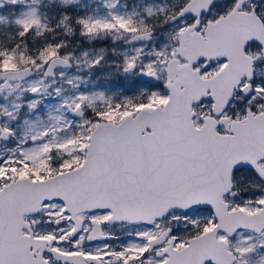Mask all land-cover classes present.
<instances>
[{"label":"snow or ice","instance_id":"snow-or-ice-1","mask_svg":"<svg viewBox=\"0 0 264 264\" xmlns=\"http://www.w3.org/2000/svg\"><path fill=\"white\" fill-rule=\"evenodd\" d=\"M98 3L0 0V264H264V0Z\"/></svg>","mask_w":264,"mask_h":264},{"label":"rangeland","instance_id":"rangeland-1","mask_svg":"<svg viewBox=\"0 0 264 264\" xmlns=\"http://www.w3.org/2000/svg\"><path fill=\"white\" fill-rule=\"evenodd\" d=\"M160 2H163V0H160ZM43 3L44 5H46V7H43L42 11L47 12L49 14V17H51L50 11L52 9H54L55 15H58L60 13L58 8L62 7L61 0H43ZM86 4H89V8H90L86 12L91 11L95 13L96 9L99 7L98 0H80V4L76 5L75 7L80 9ZM134 4H135V0H129V10H131ZM5 11L7 12V9ZM100 11L102 12L103 10L100 9ZM10 25H11L10 23L7 24L6 28H9ZM1 26L2 25H0V27ZM3 29H5V27H3ZM88 86L94 90L105 91L107 94L117 92L119 88V85L116 82H114V80H103L97 83H93L92 80H90Z\"/></svg>","mask_w":264,"mask_h":264},{"label":"trees","instance_id":"trees-1","mask_svg":"<svg viewBox=\"0 0 264 264\" xmlns=\"http://www.w3.org/2000/svg\"><path fill=\"white\" fill-rule=\"evenodd\" d=\"M90 8H89V4H86L85 6H83V7H81L80 9H79V11H81V12H86V11H88ZM58 10H60L59 12H61L62 11V7L61 8H59ZM5 25H2L1 27H0V41H4V42H6L7 41V34L9 33V32H11V31H13V29H12V26H10L9 28H6L5 27V29H3V27H4ZM3 29V30H2Z\"/></svg>","mask_w":264,"mask_h":264}]
</instances>
